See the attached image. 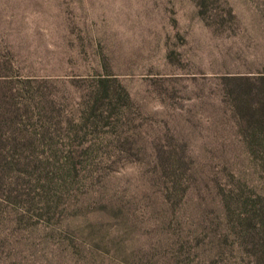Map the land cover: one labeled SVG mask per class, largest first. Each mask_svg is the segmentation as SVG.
I'll return each instance as SVG.
<instances>
[{"label":"rangeland","instance_id":"1","mask_svg":"<svg viewBox=\"0 0 264 264\" xmlns=\"http://www.w3.org/2000/svg\"><path fill=\"white\" fill-rule=\"evenodd\" d=\"M260 78L264 0H0V264H251Z\"/></svg>","mask_w":264,"mask_h":264},{"label":"trees","instance_id":"2","mask_svg":"<svg viewBox=\"0 0 264 264\" xmlns=\"http://www.w3.org/2000/svg\"><path fill=\"white\" fill-rule=\"evenodd\" d=\"M247 205L246 217L241 219L244 224L239 222L237 226L238 235L245 254L254 258L251 264H264V203L256 208L258 204L250 200Z\"/></svg>","mask_w":264,"mask_h":264}]
</instances>
